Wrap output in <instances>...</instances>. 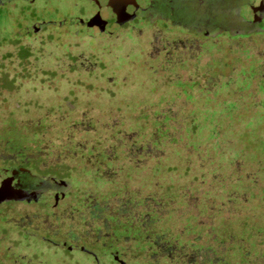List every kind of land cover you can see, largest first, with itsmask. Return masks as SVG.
<instances>
[{
  "label": "rangeland",
  "instance_id": "1",
  "mask_svg": "<svg viewBox=\"0 0 264 264\" xmlns=\"http://www.w3.org/2000/svg\"><path fill=\"white\" fill-rule=\"evenodd\" d=\"M22 5L13 2L0 9L4 139L21 134L31 144L36 142L32 134L47 126L46 151L63 168H71L75 160L70 145L81 142L117 144L129 159L131 152L132 159H148L146 153L138 156L135 148L145 146L151 127L140 132L116 113V105L88 103L148 96L156 110L167 112L162 121H167V134L156 135V158L193 161V172L180 180L187 185L184 199L169 202L155 215L158 256L169 246L176 249L172 256L159 257L158 264H264V33L203 40L196 51L194 39L180 29L146 21L118 29L108 14L97 12L87 0H36L26 7L32 15L26 12L24 19L19 17ZM94 14L99 17L94 29L78 24ZM30 16L54 19L40 32V23ZM252 26L264 28V12ZM6 31L11 38H5ZM153 36L164 39L158 48L165 46L168 53L154 54ZM183 37L187 44L172 42ZM178 45L184 47L179 55L173 51ZM169 61L185 66L169 72L164 68L170 66L147 65ZM181 84L192 94L190 100L177 86ZM162 96L165 101L160 104ZM72 101L75 107L69 109ZM191 112L196 114L190 117ZM196 164L204 167L198 171ZM120 199L114 208L121 206ZM166 207L175 210L170 213ZM125 217L135 222L141 214ZM63 223L74 231L89 226L82 221ZM221 240L224 244H218Z\"/></svg>",
  "mask_w": 264,
  "mask_h": 264
},
{
  "label": "flooded vegetation",
  "instance_id": "2",
  "mask_svg": "<svg viewBox=\"0 0 264 264\" xmlns=\"http://www.w3.org/2000/svg\"><path fill=\"white\" fill-rule=\"evenodd\" d=\"M87 1L97 12L108 14V0ZM13 2L23 4L24 11L19 17L24 19L26 12L32 15L26 7L35 4L36 0H0V9ZM42 5L39 4L40 8L46 7ZM263 12L264 1L260 0H151L142 16L124 25L116 22V26L123 29L138 21H146L152 26L163 23L184 31L191 41L194 39V47L199 51L203 40L214 42L223 36L236 39L264 33V28L254 29L252 26ZM91 17V21L78 24L82 28L94 29L99 25V17L98 14ZM29 18L40 23V32L52 26L54 19ZM73 22L71 20L70 24ZM63 23L66 22L61 20L60 24ZM11 34L7 32L5 38H11ZM23 34L27 37L29 32ZM163 40L162 37H152L154 54L168 53L167 47L158 48ZM187 41L185 37L183 40L172 39L173 43L180 45L187 44ZM180 45L173 47L178 55L184 49ZM147 65L170 66L164 68L169 72L177 66H185L170 61ZM177 86L190 100L192 94L188 93L187 87L183 84ZM190 87L192 91L196 88L195 85ZM164 97H161L160 104L165 101ZM88 103L102 107L116 105V113L132 121L140 132L151 127L145 146L135 148L138 156L146 153L149 158L132 159L134 154L131 152L129 159L128 153V157L125 156L124 149L117 144L103 147L97 142H81L70 145L72 155L76 154L75 160L72 167L68 166L71 168H63L52 160L53 154L46 151L43 135L47 126H40L32 134L36 142L31 144H27V137L21 134L6 139L0 134V140L4 141L0 144V210H3L0 213V264H55V261L64 264H158L159 257H169L176 252L169 246L164 255L158 256L159 245L152 226L156 213L163 210L164 205L184 199L183 191L187 185L180 184V180L193 172V161L156 158V135L167 134V130H163L167 121L162 123L167 112L156 110V103L148 96L133 95L130 99ZM71 107H75V101L71 102L69 109ZM83 114L85 118L86 114ZM195 114L191 112L190 117ZM156 118L161 120L156 121ZM5 130L3 128L2 132ZM133 149L131 146L129 151ZM175 155L180 156V152L176 151ZM196 165L197 168L204 167L203 164ZM119 198L122 204L114 208ZM156 206L160 207L159 210ZM174 210L171 208L169 212ZM131 212L140 213V220L126 219L125 214ZM147 216L148 222L143 220ZM67 220L71 224L74 221L87 222L89 226L79 231L71 230L69 226L67 230L63 223ZM213 232L216 231L213 229ZM229 233L230 230L225 235ZM219 242L224 244V240Z\"/></svg>",
  "mask_w": 264,
  "mask_h": 264
},
{
  "label": "water",
  "instance_id": "3",
  "mask_svg": "<svg viewBox=\"0 0 264 264\" xmlns=\"http://www.w3.org/2000/svg\"><path fill=\"white\" fill-rule=\"evenodd\" d=\"M151 0H108L107 11L113 21L122 25L142 16ZM40 28V25H36Z\"/></svg>",
  "mask_w": 264,
  "mask_h": 264
}]
</instances>
